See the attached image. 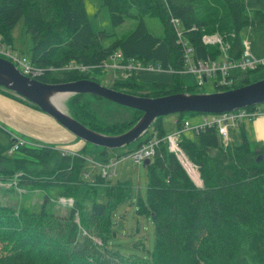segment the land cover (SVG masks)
<instances>
[{
    "label": "trees",
    "instance_id": "1",
    "mask_svg": "<svg viewBox=\"0 0 264 264\" xmlns=\"http://www.w3.org/2000/svg\"><path fill=\"white\" fill-rule=\"evenodd\" d=\"M101 2L108 9L112 26L135 19V28L122 37L105 30L94 32L83 0H0V41L13 49L11 30L23 18L31 39L29 55L24 57L45 69L36 79L52 84L97 80L90 73L102 68L81 73L60 67L68 63L101 64L117 50L125 60L160 63L172 69L169 84L139 82L132 73L116 79L110 87L161 97L192 92L178 72L184 63L183 43L192 47L193 59H215L222 54L219 44L203 43L202 34L217 33L228 55L237 58L243 50L242 29L264 23V0ZM145 16L158 18L162 36L148 31ZM106 38H110L108 44ZM250 71L232 72L235 81L226 89L251 83ZM110 103L94 94L77 93L65 104L76 120L107 135L127 131L142 115V111L123 105L124 110L106 108ZM246 108L250 112L257 109ZM161 117L134 140L135 148L130 150L159 139L154 155L144 165L146 198H137L135 209L136 214L149 216L154 225L153 248L144 256H124L110 242L115 234V211L128 191L126 183L108 178L112 175L110 167L115 165H106V176L100 170L92 173L91 182L85 174L84 149L68 153L51 145L26 142L9 153L16 136L0 125V182L15 178L13 187L7 188L13 190L54 185L61 196L72 199L66 216L46 209L47 196L38 211L0 203V264H264V145L253 150L243 134L242 143L223 148L214 126L194 131V137L189 138L181 129L183 121L177 119L174 128L166 131ZM174 129L182 131L179 144L188 159L198 165L200 185L163 140ZM213 149L217 152L211 154ZM260 154L262 158H258ZM100 185H104V201L97 199Z\"/></svg>",
    "mask_w": 264,
    "mask_h": 264
},
{
    "label": "rangeland",
    "instance_id": "2",
    "mask_svg": "<svg viewBox=\"0 0 264 264\" xmlns=\"http://www.w3.org/2000/svg\"><path fill=\"white\" fill-rule=\"evenodd\" d=\"M87 18L91 29L94 32L105 30L106 32L114 33L115 37H122L132 31L137 20L125 19L123 23L118 26H112L109 18L108 9L102 4L101 0H83ZM144 22L149 32L155 36H162L163 30L160 21L156 17H144ZM111 36V37H114ZM241 36L244 41L249 42V48L252 55L255 57H264V23L247 26L242 29ZM12 47L15 52L20 56H28V52L31 46L30 36L25 32L23 26V18H20L15 26L11 30ZM110 38L105 39V44H108ZM22 68L20 65H18ZM90 76L95 77L102 85L110 87L116 79H124L121 72H113L109 69H103L101 72H91ZM134 77L139 82H158L162 84H169L172 82V73L169 71H147V70H136ZM249 78L251 82L264 78V66L259 67L256 70L249 72ZM182 82L184 86H188L192 89V92L199 93H212L216 91L229 90L228 88L223 89L217 86V76H209L203 82L202 85H197V78L191 73H185L182 75ZM232 89V88H230ZM70 97V96H69ZM68 97V98H69ZM66 98L61 100L62 107H66ZM63 104V105H62ZM256 107L257 114L255 116H242L237 119V124L233 125L232 121L228 120V138L226 140L220 138L222 147L226 145L234 146L243 142V134L247 137V142L253 148L254 146V135L253 132V121L259 115H264V102L258 103ZM109 109L124 110V108L117 103H110ZM105 107H102L103 111ZM250 107V106H249ZM239 110V109H238ZM261 111V113H259ZM251 114L250 112H248ZM211 113H192V112H175L163 115L161 117L162 127L169 131L174 128V119L181 121L187 120L190 123L189 128L184 130V135L189 138L194 137V126L202 123L204 117H211ZM254 124V123H253ZM40 144V143H39ZM42 144V143H41ZM136 142H131L128 145L117 147V148H106L99 145H95L86 142V148L84 155L86 157L85 163V174L90 181H92V173H102L103 163L107 165L111 159L117 161L115 166L110 167L112 175L108 178L111 182H124L127 184V194L119 203L115 213V234L111 237V245L118 249V251L124 256H144L153 248L154 243V225L149 216L136 214L137 198H146L147 189V170L143 163L137 164L133 162L130 156H127L135 148ZM216 149L210 150L211 154L216 153ZM14 155H18V152H14ZM118 155L125 158H118ZM103 175V174H102ZM106 176V175H103ZM15 178L11 181L0 182V203L10 205L18 208L20 206L28 207L30 210L38 211L42 206V201L45 196L48 197L46 203V209L60 216H66L68 214L69 206L72 204V199L60 195L57 186H37L34 189H20L13 187L15 184ZM200 183V182H199ZM198 183V184H199ZM99 194L97 199L104 201V185L98 186ZM77 220V218H76Z\"/></svg>",
    "mask_w": 264,
    "mask_h": 264
},
{
    "label": "water",
    "instance_id": "3",
    "mask_svg": "<svg viewBox=\"0 0 264 264\" xmlns=\"http://www.w3.org/2000/svg\"><path fill=\"white\" fill-rule=\"evenodd\" d=\"M203 80L206 78L204 77ZM0 87L35 104L75 136L106 148L130 144L139 138L156 118L169 113L218 114L264 102V78L242 87L212 93L180 92L161 97H146L116 90L102 85L95 79L83 78L63 83H45L25 75L13 62L3 57H0ZM58 93L65 94L63 100L77 93L94 94L113 103L142 111V115L130 129L121 134H103L76 120L65 106L59 107L54 104L53 97ZM262 157L263 155L260 154L258 158ZM148 162L149 159H145L143 165Z\"/></svg>",
    "mask_w": 264,
    "mask_h": 264
},
{
    "label": "built area",
    "instance_id": "4",
    "mask_svg": "<svg viewBox=\"0 0 264 264\" xmlns=\"http://www.w3.org/2000/svg\"><path fill=\"white\" fill-rule=\"evenodd\" d=\"M178 35H180V32H178ZM202 41L205 44H219L222 54L217 56L215 59H193L191 56L193 52L192 47L183 43L184 63L183 68L178 71L181 75L185 73H191L195 75V77L197 78V85L199 86L202 85L205 81L203 80L204 77L207 79V77L209 76L216 75L217 86L219 88H225L231 86L235 81V79L232 77V72H244L248 70H254L257 67L264 65V57L259 58L251 54L248 41H243L242 53L237 58H231L228 55L226 51V46L223 44L221 37L217 33H203ZM0 57L10 60L20 69L22 73L32 78H37L41 76L45 71V69L42 67L32 65L29 62L28 58L20 56L11 47L3 45L1 41ZM18 65H20L22 68H20ZM94 67L109 69L113 72L119 71L121 72L123 77H128L139 69L147 71L172 72V69L163 68L160 63H143L142 61L135 58H129L125 60L123 54L119 50L109 55L107 59L104 60L101 64L87 66L78 63H68L60 67V69L77 70L83 73L90 71ZM48 69L55 70L53 67H49ZM248 112L250 111H248L247 108H241L239 110L237 109L234 111L212 114L209 118L204 117L203 122L195 125L193 129L194 131H199L206 127L214 126L217 130L218 136L226 140L228 138V120L230 119L232 121V124L236 125V121L239 117H242L244 115L253 117L255 116V114H257V109L252 110L250 112L251 114H249ZM259 113H261V111H259ZM176 121L177 119H174L173 122L176 123ZM189 126L190 123L187 120H184L181 129L184 132V130L186 128H189ZM181 132V130L174 129L173 131L167 133L164 136L163 140L166 141L167 148L175 153L177 159L187 171L189 176L193 179L196 184H198L196 182V178L200 180L198 165L192 163L181 148L179 144ZM158 141L159 139L153 138L147 144H142L139 148L135 149L133 152L130 153V158L133 160V162L137 164H140L141 162L143 163L145 159H150L151 156H153L155 153V144ZM25 143L26 140L23 137H16V140L13 142L9 149V153L17 150L20 146L24 145ZM116 162L117 161H114L113 159L110 160V164L115 165ZM107 168L108 166L106 165L102 167L103 175H107ZM194 172L197 173V175H195L196 178L195 176H193Z\"/></svg>",
    "mask_w": 264,
    "mask_h": 264
},
{
    "label": "crops",
    "instance_id": "5",
    "mask_svg": "<svg viewBox=\"0 0 264 264\" xmlns=\"http://www.w3.org/2000/svg\"><path fill=\"white\" fill-rule=\"evenodd\" d=\"M5 90L0 87L2 127L31 144H47L68 153L85 150L86 141L75 136L47 113L11 97ZM253 123L251 126L253 125L255 141L253 148L250 147L257 151L264 145V115H259Z\"/></svg>",
    "mask_w": 264,
    "mask_h": 264
},
{
    "label": "bare ground",
    "instance_id": "6",
    "mask_svg": "<svg viewBox=\"0 0 264 264\" xmlns=\"http://www.w3.org/2000/svg\"><path fill=\"white\" fill-rule=\"evenodd\" d=\"M64 97H65V94H63V93L55 94V96L53 97V102H54V104H56L57 106L60 107V105H61V100H62ZM195 175H197L196 172L193 173V176H195ZM195 178H196V176H195ZM196 182L199 183L200 180L196 178Z\"/></svg>",
    "mask_w": 264,
    "mask_h": 264
}]
</instances>
